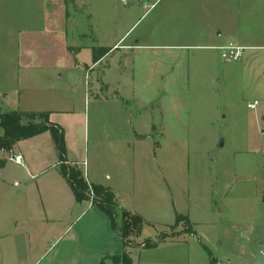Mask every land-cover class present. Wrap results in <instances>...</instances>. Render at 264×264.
<instances>
[{
  "label": "rangeland",
  "instance_id": "obj_1",
  "mask_svg": "<svg viewBox=\"0 0 264 264\" xmlns=\"http://www.w3.org/2000/svg\"><path fill=\"white\" fill-rule=\"evenodd\" d=\"M46 7L0 0V112L62 110L65 146L84 160L85 176L88 168L110 185L116 224L122 209L144 219L140 235L122 244L135 264H249L264 246V48L227 62L217 49L187 45L209 31L221 33L220 43L264 46V0H70L72 49L121 40L91 67L81 50L80 65L66 63L62 76L32 74L24 89L19 33L46 19L55 30V6ZM11 151L3 155L6 187L24 195L29 180L7 160ZM58 194L53 183L42 201L47 215L65 208ZM86 206L77 203L61 224L68 230L58 245L76 236L85 255L121 254L110 220ZM147 238L157 245L138 253Z\"/></svg>",
  "mask_w": 264,
  "mask_h": 264
},
{
  "label": "crops",
  "instance_id": "obj_2",
  "mask_svg": "<svg viewBox=\"0 0 264 264\" xmlns=\"http://www.w3.org/2000/svg\"><path fill=\"white\" fill-rule=\"evenodd\" d=\"M69 3L70 0H41V6H47L46 8L48 9L51 7V10L53 6H55L54 9L56 13L54 14L56 16L54 15L55 20L53 21L55 23L57 20L58 26L57 23H55L57 28L55 30L49 29L51 23L46 19L42 29L30 28L31 30L20 31L17 67L21 69L22 74L25 75L26 84L23 87L24 89L28 86L27 82H32L31 79H28V76H31L32 74L47 75L53 71L58 76H62L60 70L66 66V63L80 65L81 63L77 60V56H79L81 50H86L89 53L88 57H84L86 61H83L82 65L87 69L94 64L92 57L93 49H97L95 43L84 46L78 45L79 48L77 49H72L74 46L68 44L65 28L66 19L69 18ZM209 35L210 32L207 31L206 35L203 37V41L201 40L196 44L187 46L215 49L216 46L233 43L243 46L245 49L264 48L263 45H245L232 40L227 43H220L218 39L221 36L220 32H217L214 38H211ZM234 36V40L238 41V37ZM121 38L103 48H109V52L118 44ZM120 46L121 45H118L117 48ZM139 46L141 45L137 43L135 45L126 44L123 47L134 49ZM102 57H100V59ZM87 58H89V60ZM87 60L90 61L89 65ZM105 84H102L101 86H105ZM19 97V102H21L23 99L21 100V95ZM15 110L48 111L49 120L60 125L58 123L59 118L56 117L60 116L62 110L46 108ZM4 151L6 150L0 149V264H84L87 259L99 264L102 257L106 255H116L109 254L108 252L104 254L99 252L98 254L96 253L95 255L90 256L85 255L81 251V245L76 236L69 237L68 239L63 240V244L58 245L59 242L57 241H59L60 238L63 239V234L68 230L67 227H62L61 224L70 220L76 204L81 202L75 201L69 184L59 171L57 152L48 131L19 140L12 147L13 152L22 155V169L28 178L27 180H29L28 184L24 183V195L12 191L10 192L8 191L9 188L6 187L7 176L2 171L6 164L5 157L3 156ZM66 157L68 162H77L81 165L84 162L79 155L75 156L70 152L67 142ZM50 169L53 172L49 175L43 176L44 173L50 171ZM107 177L108 176L106 175L105 178ZM85 178L88 183L101 184L110 187V185L103 180L104 178L102 176L100 177L95 172H90L88 168H86ZM14 179V184H17L18 181ZM33 183L36 184L37 188L36 186L35 188L32 186ZM53 183L60 190V194L56 195L59 198L57 197L56 199L60 200V204H62V197H64L67 203L65 208L61 211L47 215L42 201H44L45 198H48V191ZM86 202V207L91 208L93 206L91 202ZM77 217H80V213ZM100 218H102V222L107 224L108 217L106 215H102ZM258 224L259 229L262 228V231L264 232V221L259 220ZM113 232L119 239L121 250L123 249L124 251L118 233L114 230ZM144 249L147 248H140L137 252L140 253ZM127 255L131 259V264H135L133 260L134 258L131 257L130 252ZM257 257L258 256L255 254L249 264H252V261ZM106 264L112 263L107 261Z\"/></svg>",
  "mask_w": 264,
  "mask_h": 264
},
{
  "label": "trees",
  "instance_id": "obj_3",
  "mask_svg": "<svg viewBox=\"0 0 264 264\" xmlns=\"http://www.w3.org/2000/svg\"><path fill=\"white\" fill-rule=\"evenodd\" d=\"M108 50L109 48L103 47L93 49V63ZM0 128L2 129L0 149L3 150H12L17 141L48 131L57 152L59 171L69 184L75 201H89L98 206L110 220L111 227L118 233L123 246L126 244L125 239H134L140 235L144 223L142 216L122 209L121 221L117 225L115 222L117 203L113 190L109 186L88 183L79 164L67 161L64 131L60 125L49 120L48 111L9 110L0 112ZM156 245L157 242L146 240L144 247L151 248ZM107 261L112 264H131V259L125 251L119 255H106L101 258L99 264H106Z\"/></svg>",
  "mask_w": 264,
  "mask_h": 264
},
{
  "label": "built area",
  "instance_id": "obj_4",
  "mask_svg": "<svg viewBox=\"0 0 264 264\" xmlns=\"http://www.w3.org/2000/svg\"><path fill=\"white\" fill-rule=\"evenodd\" d=\"M215 49H217L220 53V58L227 62H234L238 61L243 53V50L245 47L239 46L233 43H227L224 45L216 46ZM258 104V101L254 100L252 102L247 103V107L250 109H255L256 105ZM8 161L13 162L14 164L18 166L23 165V157L19 153H15L13 151L10 152V154L7 157ZM256 256L261 257V262L264 264V246L260 247L257 250Z\"/></svg>",
  "mask_w": 264,
  "mask_h": 264
},
{
  "label": "water",
  "instance_id": "obj_5",
  "mask_svg": "<svg viewBox=\"0 0 264 264\" xmlns=\"http://www.w3.org/2000/svg\"><path fill=\"white\" fill-rule=\"evenodd\" d=\"M124 1V0H123Z\"/></svg>",
  "mask_w": 264,
  "mask_h": 264
}]
</instances>
